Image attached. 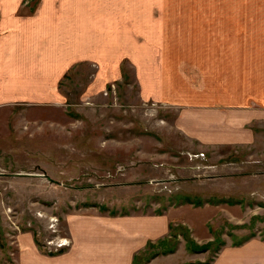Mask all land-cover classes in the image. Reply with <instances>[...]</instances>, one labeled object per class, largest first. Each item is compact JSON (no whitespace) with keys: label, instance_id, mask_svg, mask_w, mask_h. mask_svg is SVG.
<instances>
[{"label":"crops","instance_id":"crops-1","mask_svg":"<svg viewBox=\"0 0 264 264\" xmlns=\"http://www.w3.org/2000/svg\"><path fill=\"white\" fill-rule=\"evenodd\" d=\"M23 2L0 0V108L58 104L59 86L80 64L93 68L87 90L94 96L122 81L127 65L128 86L142 101L170 109L173 127L190 143L243 150L256 144L257 134L264 138V0ZM178 210L67 214L68 248L48 254L23 231L15 256L3 263L0 239V263L133 264L149 242L170 238L174 251L145 264H264L259 237L225 242L211 259L210 251L172 242L178 223L194 243L212 237L207 222L204 231L194 229L173 215Z\"/></svg>","mask_w":264,"mask_h":264},{"label":"rangeland","instance_id":"rangeland-1","mask_svg":"<svg viewBox=\"0 0 264 264\" xmlns=\"http://www.w3.org/2000/svg\"><path fill=\"white\" fill-rule=\"evenodd\" d=\"M93 72L87 64L70 70L58 104L0 108L1 263L15 256L20 232L31 231L44 251L52 216L57 233L70 238L66 215L88 208L159 213L185 204L172 213L194 229L207 222L208 259L225 242L264 239L263 137L244 151L196 146L173 127L170 109L128 86L127 65L122 81L94 96L87 90ZM186 231L174 224L172 242L184 243Z\"/></svg>","mask_w":264,"mask_h":264},{"label":"trees","instance_id":"trees-1","mask_svg":"<svg viewBox=\"0 0 264 264\" xmlns=\"http://www.w3.org/2000/svg\"><path fill=\"white\" fill-rule=\"evenodd\" d=\"M171 237L173 239L175 238L173 236ZM183 238L187 249L193 252H206L211 250V245H212L211 242L208 244H204V246L198 249L197 247L194 246V243L187 236L184 235ZM169 239L168 241L158 240L155 243L149 242L143 253L139 255H135L133 264H145L150 258L158 255L159 253L161 254L172 253L174 251V245L170 243ZM204 264H207V262Z\"/></svg>","mask_w":264,"mask_h":264},{"label":"built area","instance_id":"built-area-1","mask_svg":"<svg viewBox=\"0 0 264 264\" xmlns=\"http://www.w3.org/2000/svg\"><path fill=\"white\" fill-rule=\"evenodd\" d=\"M38 1L39 0H27L24 1V5L37 3ZM107 93V91L104 92L105 95H107ZM56 223L58 224V218L52 216V218H50L49 229L53 234V238L50 240L46 239L44 242H41V248L48 254L60 252L68 248L71 243L69 238L60 236L59 233H57V228L55 227ZM15 229L18 230V227H15Z\"/></svg>","mask_w":264,"mask_h":264},{"label":"bare ground","instance_id":"bare-ground-1","mask_svg":"<svg viewBox=\"0 0 264 264\" xmlns=\"http://www.w3.org/2000/svg\"><path fill=\"white\" fill-rule=\"evenodd\" d=\"M154 7V6H153ZM129 43V42H128ZM130 47V46H129ZM162 58V57H161ZM162 64V63H161ZM68 77V76H67Z\"/></svg>","mask_w":264,"mask_h":264}]
</instances>
